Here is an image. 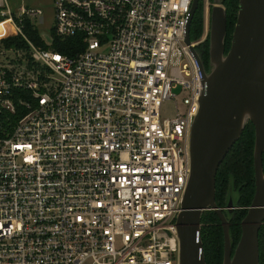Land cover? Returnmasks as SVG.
<instances>
[{
    "label": "built area",
    "instance_id": "2783aa9c",
    "mask_svg": "<svg viewBox=\"0 0 264 264\" xmlns=\"http://www.w3.org/2000/svg\"><path fill=\"white\" fill-rule=\"evenodd\" d=\"M193 2L54 0L66 54L28 34L42 10L0 0V264H180L205 88Z\"/></svg>",
    "mask_w": 264,
    "mask_h": 264
},
{
    "label": "water",
    "instance_id": "95a60500",
    "mask_svg": "<svg viewBox=\"0 0 264 264\" xmlns=\"http://www.w3.org/2000/svg\"><path fill=\"white\" fill-rule=\"evenodd\" d=\"M201 0H194L185 42L203 73L204 92L191 131V177L176 221L180 264H207L202 243V218L215 211L224 228L223 264H260L259 234L264 223V0H240L238 18L226 54L228 14L224 0H214L210 22V68L192 45L191 24ZM248 122L256 128L255 194L241 222L242 233L233 249L230 221L237 204L231 196L225 208L216 200V178L226 155Z\"/></svg>",
    "mask_w": 264,
    "mask_h": 264
},
{
    "label": "trees",
    "instance_id": "16d2710c",
    "mask_svg": "<svg viewBox=\"0 0 264 264\" xmlns=\"http://www.w3.org/2000/svg\"><path fill=\"white\" fill-rule=\"evenodd\" d=\"M240 0H224V7L228 14V33L225 38L227 54L231 48V39L238 18ZM199 8L191 24L192 40L199 39L203 33L204 15ZM3 26L0 27V31ZM28 34H31L39 43H43L41 35L36 27L27 26ZM55 41L52 45L44 44V48H52L55 51H61L66 54H73L75 51L76 40L61 39L53 33ZM39 43V44H40ZM201 56L207 65H210V35L205 43L200 46ZM256 128L251 122H248L242 136L236 141L234 146L226 155L227 157L221 164L216 178V200L220 208H225L228 204V197L231 190L238 192V204L232 213L224 211L230 221L231 240L233 249L237 248L242 233L241 222L247 216V211L253 202L255 194V170H254V149H255ZM202 243H204V253L207 264H223L224 262V228H222L221 219L213 210L203 213L202 218ZM260 241V264H264V223L259 234Z\"/></svg>",
    "mask_w": 264,
    "mask_h": 264
},
{
    "label": "rangeland",
    "instance_id": "374dc122",
    "mask_svg": "<svg viewBox=\"0 0 264 264\" xmlns=\"http://www.w3.org/2000/svg\"><path fill=\"white\" fill-rule=\"evenodd\" d=\"M10 5L13 7L14 12L18 13L21 6H25L29 9H40L43 11V14L40 16H30V21L33 22L41 37L44 40L50 41L52 39L53 33L52 28L55 26V9H54V0H9ZM201 11L204 15L203 19V33L199 39L192 40L193 43H197L196 48H201L207 37L210 35V22H211V9L213 7V0H201ZM10 28V27H8ZM201 52V49H200ZM176 94L175 99L166 100L161 108V115L164 118H174L176 117V112L179 109L184 110L185 106L182 98L184 97L181 87H177L174 90ZM231 196L235 200V203H238V192L235 189L232 190Z\"/></svg>",
    "mask_w": 264,
    "mask_h": 264
},
{
    "label": "flooded vegetation",
    "instance_id": "af4514ba",
    "mask_svg": "<svg viewBox=\"0 0 264 264\" xmlns=\"http://www.w3.org/2000/svg\"><path fill=\"white\" fill-rule=\"evenodd\" d=\"M214 1V0H213ZM198 45V44H197ZM196 45V46H197ZM197 53L199 54V56L202 58V62L204 63L205 69L208 71L210 68V65H207V63L205 62L204 58L201 56V52H200V48H196Z\"/></svg>",
    "mask_w": 264,
    "mask_h": 264
},
{
    "label": "bare ground",
    "instance_id": "6f19581e",
    "mask_svg": "<svg viewBox=\"0 0 264 264\" xmlns=\"http://www.w3.org/2000/svg\"><path fill=\"white\" fill-rule=\"evenodd\" d=\"M3 26V24L0 25V27Z\"/></svg>",
    "mask_w": 264,
    "mask_h": 264
},
{
    "label": "crops",
    "instance_id": "0c3cea01",
    "mask_svg": "<svg viewBox=\"0 0 264 264\" xmlns=\"http://www.w3.org/2000/svg\"><path fill=\"white\" fill-rule=\"evenodd\" d=\"M37 28V27H36Z\"/></svg>",
    "mask_w": 264,
    "mask_h": 264
}]
</instances>
